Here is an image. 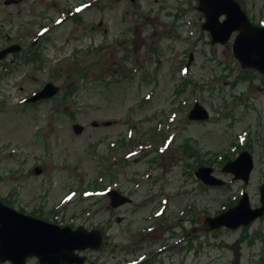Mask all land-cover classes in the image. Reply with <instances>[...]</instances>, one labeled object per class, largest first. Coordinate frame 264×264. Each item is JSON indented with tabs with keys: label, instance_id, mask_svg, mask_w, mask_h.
Instances as JSON below:
<instances>
[{
	"label": "rangeland",
	"instance_id": "1",
	"mask_svg": "<svg viewBox=\"0 0 264 264\" xmlns=\"http://www.w3.org/2000/svg\"><path fill=\"white\" fill-rule=\"evenodd\" d=\"M6 1L0 48L15 42L24 50L0 64V199L49 222L106 231L110 249L89 252L86 264H101L100 256L117 264L124 254L113 244L131 245L140 230L154 242V261L228 264V245L241 230H207L205 218L242 191L258 206L264 178V75L245 80L231 51L237 32L211 45L194 0ZM240 1L253 23H264V0ZM35 39L43 49L37 66L25 50ZM48 82L56 96L22 105ZM194 102L208 120L186 119L183 104ZM242 150L254 164L246 186L222 172ZM199 167L212 168L224 185H203L193 175ZM106 185L130 202L111 207L97 191ZM253 245L242 246L238 264L264 258V247Z\"/></svg>",
	"mask_w": 264,
	"mask_h": 264
},
{
	"label": "water",
	"instance_id": "2",
	"mask_svg": "<svg viewBox=\"0 0 264 264\" xmlns=\"http://www.w3.org/2000/svg\"><path fill=\"white\" fill-rule=\"evenodd\" d=\"M15 0L6 1L10 4ZM198 11L204 16L201 29L209 33L211 44H225L232 33L238 32L232 46L233 56L242 68H255L264 73V27H254L240 9L235 0H197ZM225 19L220 21V17ZM19 47H10L0 51V60ZM59 88L47 83L26 103L54 97ZM190 120H208L207 112L195 104L188 115ZM96 125L95 123L93 124ZM75 134L82 130L74 125ZM253 169V160L246 151L241 152L233 161L222 167V172L233 175L234 180L247 184ZM212 168L199 167L195 176L204 184L221 186L224 182L212 175ZM112 207L130 202V198L118 191L107 192ZM260 207L252 209L246 193L230 209L214 217H206L207 230L220 227L235 228L247 225L264 214V181L259 187ZM101 233L97 229L87 230L83 226L72 229L60 227L43 220L18 213L0 203V263L25 264L27 259L36 258L39 264H82L83 257L77 252L86 249L97 250L101 247Z\"/></svg>",
	"mask_w": 264,
	"mask_h": 264
},
{
	"label": "flooded vegetation",
	"instance_id": "3",
	"mask_svg": "<svg viewBox=\"0 0 264 264\" xmlns=\"http://www.w3.org/2000/svg\"><path fill=\"white\" fill-rule=\"evenodd\" d=\"M239 3L242 5L244 11L247 12L245 5L241 1ZM12 44H16V43L13 42ZM37 46H38L37 42H34L33 47L36 48ZM15 55L16 54H14V56ZM0 201L4 205L11 207L10 205H8L6 203V201L3 202L1 199H0ZM234 204H236V203H234ZM254 207H257V206H254ZM263 220H264V215L262 217H260L259 219H257L256 221H254L248 227L241 226L237 229H226L227 231L231 232L232 234H235L236 231L238 232V230H241V232H239V234L236 235L234 241H232L228 245V250L231 252V254H229V253L227 254V257L230 259L227 262L228 264H238L240 259L245 260L244 254L241 253L243 245L245 246V248L247 250L249 247H246V246L253 247V246H255V245H253L254 242H258V243H260L261 247L262 246L264 247V229H263L264 227L262 226ZM119 221H120V218L119 217L116 218V222H119ZM255 222H259L258 223L259 226L257 228L258 232L257 231L251 232V233H248L247 231L242 232L244 230H247L249 227L252 228V225ZM107 236L109 237V234L107 232H103V245H102V248L99 251H97L100 254L105 253L106 251H108L110 249V242H109V238L107 239ZM147 236H148L147 232L137 231L134 234V238L132 240L131 245L123 246L122 244H113L112 250L114 252L124 254V257L121 258L119 261H117V264H163V261L160 258V256L157 260L154 261L153 260L154 255L153 254L149 255V253L153 249L152 243H154V242H152V243L148 242L149 238ZM164 248H165V245L160 246L159 250H158V254H155V257L158 256L159 254H161L164 251ZM173 248H175V247L173 246ZM183 249L184 248H181L180 250H183ZM89 252L90 251L87 250V251L81 253L82 256L83 255L86 256V260L84 261V264H86L89 260V255H88ZM254 252L256 253V256H258L259 253L256 252V250H254ZM259 252H261V250ZM182 255H183V253H182ZM258 257H259V264L264 263V258H262L261 256H258ZM248 260L251 261L250 256L248 257ZM97 261H98V263L105 264L106 260L102 259V257L100 256L97 259ZM5 264H8V263H5Z\"/></svg>",
	"mask_w": 264,
	"mask_h": 264
},
{
	"label": "trees",
	"instance_id": "4",
	"mask_svg": "<svg viewBox=\"0 0 264 264\" xmlns=\"http://www.w3.org/2000/svg\"><path fill=\"white\" fill-rule=\"evenodd\" d=\"M27 61H28L29 64H33V66H37L38 64H40L42 62V59L40 58V60L38 61V57H33V58H31V60H27ZM84 78H87V76L86 75L83 76V79Z\"/></svg>",
	"mask_w": 264,
	"mask_h": 264
}]
</instances>
